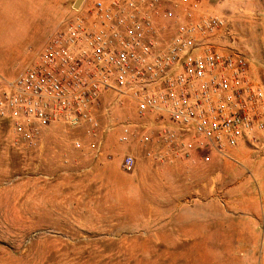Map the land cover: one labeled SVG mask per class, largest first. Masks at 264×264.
<instances>
[{"label": "rangeland", "instance_id": "obj_1", "mask_svg": "<svg viewBox=\"0 0 264 264\" xmlns=\"http://www.w3.org/2000/svg\"><path fill=\"white\" fill-rule=\"evenodd\" d=\"M75 1L11 0L7 9L0 0V74L15 78L33 63ZM166 1L189 20L188 4ZM196 1L194 20L224 18L264 86V0ZM110 117L136 120L128 104ZM119 135V127L107 132L97 154L99 135L60 122L36 147H19L0 123V264H264V135L208 161L195 150L149 159L137 139Z\"/></svg>", "mask_w": 264, "mask_h": 264}, {"label": "built area", "instance_id": "obj_2", "mask_svg": "<svg viewBox=\"0 0 264 264\" xmlns=\"http://www.w3.org/2000/svg\"><path fill=\"white\" fill-rule=\"evenodd\" d=\"M179 1L189 6L188 23L166 0H85L33 63L15 78L0 74V123L15 145L36 147L60 122L99 135L91 144L97 154L115 127L121 143L137 139L147 158L160 161L194 150L208 161L214 152L231 157L232 149L257 145L264 86L236 47L238 33L215 15L194 20L199 2ZM126 104L135 122L114 125L112 110ZM135 166L127 154L125 171Z\"/></svg>", "mask_w": 264, "mask_h": 264}, {"label": "crops", "instance_id": "obj_3", "mask_svg": "<svg viewBox=\"0 0 264 264\" xmlns=\"http://www.w3.org/2000/svg\"><path fill=\"white\" fill-rule=\"evenodd\" d=\"M10 1H11V0H6V3H7L6 7H7V9L10 7V5H9ZM192 1H196V0H192ZM200 5H201V3H200ZM183 12H184V11H183ZM183 12H180V11H179V13L177 12V14L181 16ZM197 16H198V15H197ZM181 18H182V16H181ZM181 20H182L183 23H188V22H189V20H187V19H183V18H182ZM242 52L248 56L247 53H245L244 51H242ZM248 57H249V56H248ZM251 76L254 78V76H253V72H252V69H251Z\"/></svg>", "mask_w": 264, "mask_h": 264}, {"label": "water", "instance_id": "obj_4", "mask_svg": "<svg viewBox=\"0 0 264 264\" xmlns=\"http://www.w3.org/2000/svg\"><path fill=\"white\" fill-rule=\"evenodd\" d=\"M84 2H85V0H76L74 5H73V8L76 10H79L82 7Z\"/></svg>", "mask_w": 264, "mask_h": 264}]
</instances>
